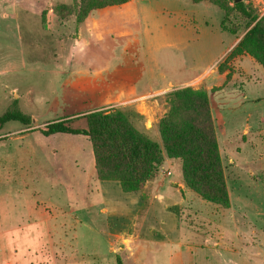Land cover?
I'll return each mask as SVG.
<instances>
[{"label":"rangeland","instance_id":"obj_1","mask_svg":"<svg viewBox=\"0 0 264 264\" xmlns=\"http://www.w3.org/2000/svg\"><path fill=\"white\" fill-rule=\"evenodd\" d=\"M244 2L264 13V0ZM59 5L75 2L0 0V14L19 26L0 40V115L18 109L31 119L0 129V264H264V70L246 54L225 62L245 20L233 11L222 25L223 11L208 1L134 0L122 19L104 9L110 18L89 31L84 21L98 9L77 22ZM123 71L139 74L144 92L119 108L162 151L142 196L96 178L87 137L39 132L64 111L118 106L87 78ZM185 86L207 93L228 207L188 189L181 160L163 150L168 93ZM105 201L114 213L102 211ZM120 203L131 209L123 214Z\"/></svg>","mask_w":264,"mask_h":264},{"label":"trees","instance_id":"obj_2","mask_svg":"<svg viewBox=\"0 0 264 264\" xmlns=\"http://www.w3.org/2000/svg\"><path fill=\"white\" fill-rule=\"evenodd\" d=\"M129 0H74V9L67 5L58 8L67 15L75 13L82 22L90 11L118 6ZM208 1L221 9L229 20L237 12L245 20L246 28L225 58V62L246 54L264 70V13L244 0L230 7L224 0ZM232 34L235 32L230 31ZM218 71L224 69L220 64ZM229 78V74L226 75ZM170 108L159 122L163 150L169 158L182 162L185 186L202 199L228 207V195L221 160L215 141V125L210 115V103L205 90L180 87L168 93ZM19 122L28 127L31 119L18 109L6 110L0 115V129L8 122ZM39 132L43 136L54 134L81 135L91 146L95 176L99 181H116L123 193H136L153 177L162 162L160 145L139 131L130 116L120 108L100 109L48 122ZM116 264H122L117 257Z\"/></svg>","mask_w":264,"mask_h":264},{"label":"crops","instance_id":"obj_3","mask_svg":"<svg viewBox=\"0 0 264 264\" xmlns=\"http://www.w3.org/2000/svg\"><path fill=\"white\" fill-rule=\"evenodd\" d=\"M134 0H130L125 4L122 5H118V6H109V7H105L102 9H98L99 13H95V15H93L92 17L89 18V16L85 19L84 22L87 21L88 26L86 27L87 29L89 28V31H92L91 26L95 27L96 25H98L100 23V21L103 18H116L118 17L119 19H122L121 16L125 15L126 13L130 12L131 6L133 5ZM109 8L110 12L112 13V15L110 17H105L103 16L104 14H106V11H103L104 9ZM47 9V7L44 5L42 6V9L40 10H44ZM96 11V10H94ZM93 11V12H94ZM92 14V13H91ZM90 14V16H91ZM115 14V15H113ZM0 40H4L7 39V37H5V33L4 31H7L9 29H18V23H12V25L9 26V24L7 23V21L5 19H7V14H0ZM96 17V18H95ZM89 18V19H88ZM88 20H91V22L89 23ZM240 38V37H239ZM236 41H238V39H235ZM233 40V42L235 41ZM232 42V43H233ZM88 87L92 90V92L94 93H102L104 94L103 97V101L105 104H108L110 102H116L115 106L117 108L125 105H130L134 102V98L135 96L139 93V92H144V91H140L138 89H136V85L138 83V81L140 80V75L135 73V72H126L123 71L121 73H119L118 75H114V74H109L107 76H96V77H88ZM74 80H76V78H74ZM73 84V79L72 78H67L66 81L63 84V89L72 86ZM120 90V96L114 97L113 99L109 97V94L112 91L115 90ZM63 91V90H62ZM148 91V90H147ZM152 91H156L153 89H149L148 92H152ZM112 96V94H111ZM107 98V99H105ZM67 103H63V107H61L62 110L67 108ZM54 108L57 110L58 108H60V106L58 105V103H55ZM67 117H71L70 113L67 112H63V118H67ZM19 130H15V132H17ZM94 163V161H93ZM116 182V181H114ZM118 183V182H117ZM147 184L144 186V188L142 189V191L135 193V196H142V192H144L145 188H146ZM120 187V185H119ZM145 194V192H144ZM128 197H123L122 200L124 201V199H126ZM158 198H163L158 196ZM140 204L139 202L136 203H132V205H135L137 207V205ZM104 205L102 207V211L103 212H107V210L110 213H114L117 209V207H115L114 204H111L109 202H104ZM119 210H121V212L123 211L124 214V210L128 208V206H126L124 203H120V205H118ZM131 208H128V210H130ZM133 210V209H132ZM176 237L179 239V235H176ZM215 247H214V254H218L220 255V251L217 249V243H215ZM113 248H111L112 250ZM225 253H226V248H225Z\"/></svg>","mask_w":264,"mask_h":264}]
</instances>
